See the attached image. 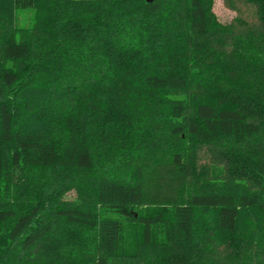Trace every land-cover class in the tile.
Wrapping results in <instances>:
<instances>
[{
	"label": "trees",
	"instance_id": "obj_1",
	"mask_svg": "<svg viewBox=\"0 0 264 264\" xmlns=\"http://www.w3.org/2000/svg\"><path fill=\"white\" fill-rule=\"evenodd\" d=\"M225 1L0 0V264H264V0Z\"/></svg>",
	"mask_w": 264,
	"mask_h": 264
},
{
	"label": "rangeland",
	"instance_id": "obj_2",
	"mask_svg": "<svg viewBox=\"0 0 264 264\" xmlns=\"http://www.w3.org/2000/svg\"><path fill=\"white\" fill-rule=\"evenodd\" d=\"M211 10L213 14L215 15L216 20L222 24H228L232 22L237 16V12L231 9L225 0H212ZM33 18H34L33 10L26 9V10L18 11L17 26L24 27V26L32 25ZM165 166L166 165L163 164L162 168H165ZM183 181L185 182L188 181L186 175H183V177H177L175 178V180L168 182L166 185H168L172 189L170 191V194L176 193V188L180 187ZM148 183H150V185H148V189H150L152 185H151V182H148ZM151 191L152 190H150V192ZM74 196L75 194L73 190V191L68 192L65 195V198L72 199ZM129 238L131 239L130 236ZM217 251H218V255H225L226 253H229L231 251V248L225 243H220L217 246Z\"/></svg>",
	"mask_w": 264,
	"mask_h": 264
}]
</instances>
